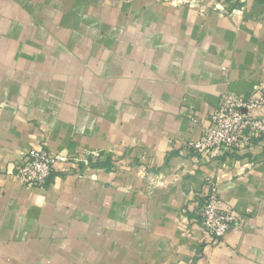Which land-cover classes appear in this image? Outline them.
<instances>
[{"label":"crops","instance_id":"crops-1","mask_svg":"<svg viewBox=\"0 0 264 264\" xmlns=\"http://www.w3.org/2000/svg\"><path fill=\"white\" fill-rule=\"evenodd\" d=\"M218 1L0 0V264H264V138L191 146L264 86V0ZM37 148L63 159L26 187ZM210 180L240 232L203 227Z\"/></svg>","mask_w":264,"mask_h":264},{"label":"built area","instance_id":"built-area-1","mask_svg":"<svg viewBox=\"0 0 264 264\" xmlns=\"http://www.w3.org/2000/svg\"><path fill=\"white\" fill-rule=\"evenodd\" d=\"M195 5L202 0H175ZM243 0H219L215 7L222 12H233L237 2ZM264 103V86H257L252 95L224 94L212 114L209 125L203 129L200 139L191 146L202 152L223 155L227 152L251 148L264 138V117L257 116ZM59 154L46 148L30 151L17 166L15 175L26 187L46 186L62 160ZM83 162L88 164L85 158ZM209 191L202 209V225L215 238H224L229 230L240 232L245 226L243 214L230 208L221 198L217 185L209 181Z\"/></svg>","mask_w":264,"mask_h":264}]
</instances>
